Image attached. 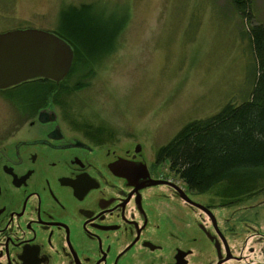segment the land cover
<instances>
[{
    "label": "flooded vegetation",
    "instance_id": "1",
    "mask_svg": "<svg viewBox=\"0 0 264 264\" xmlns=\"http://www.w3.org/2000/svg\"><path fill=\"white\" fill-rule=\"evenodd\" d=\"M66 78L0 90V264H264V179L193 193L161 147L147 163L136 137L76 114L85 84Z\"/></svg>",
    "mask_w": 264,
    "mask_h": 264
},
{
    "label": "rangeland",
    "instance_id": "2",
    "mask_svg": "<svg viewBox=\"0 0 264 264\" xmlns=\"http://www.w3.org/2000/svg\"><path fill=\"white\" fill-rule=\"evenodd\" d=\"M82 5L114 32L66 78L85 84L66 98L84 120L136 137L147 163L187 123L248 98L255 62L247 22L228 0H0V33L56 32L60 14ZM251 11L252 23L264 24V0H251ZM0 98L2 116L10 108ZM233 183L203 197L225 194Z\"/></svg>",
    "mask_w": 264,
    "mask_h": 264
},
{
    "label": "trees",
    "instance_id": "3",
    "mask_svg": "<svg viewBox=\"0 0 264 264\" xmlns=\"http://www.w3.org/2000/svg\"><path fill=\"white\" fill-rule=\"evenodd\" d=\"M228 1L247 22L245 35L255 62L252 90L241 103L227 104L209 118L187 123L157 153V160L167 163L195 194L207 193L225 181H236L225 194L237 193L239 187L249 192L255 187L249 181L264 179V24L252 23L251 0ZM90 8L68 7L59 16L60 26L54 33L73 48L69 75L114 32ZM31 90L25 92L31 94ZM6 92L2 93L11 98Z\"/></svg>",
    "mask_w": 264,
    "mask_h": 264
},
{
    "label": "water",
    "instance_id": "4",
    "mask_svg": "<svg viewBox=\"0 0 264 264\" xmlns=\"http://www.w3.org/2000/svg\"><path fill=\"white\" fill-rule=\"evenodd\" d=\"M72 61L71 45L52 32L22 29L0 33V90L34 79L59 83Z\"/></svg>",
    "mask_w": 264,
    "mask_h": 264
}]
</instances>
